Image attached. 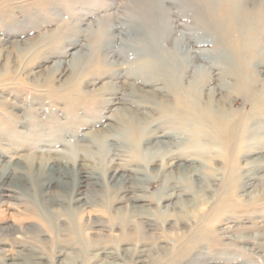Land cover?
<instances>
[{"label":"rangeland","instance_id":"rangeland-1","mask_svg":"<svg viewBox=\"0 0 264 264\" xmlns=\"http://www.w3.org/2000/svg\"><path fill=\"white\" fill-rule=\"evenodd\" d=\"M224 1L228 2L229 0H218V3L216 0L217 5L213 6L214 9L222 10L224 3L220 2ZM55 2L59 3L61 7L59 9L52 8L51 12L59 16L61 20L53 24L54 26L44 27L42 30L28 32L24 29L23 26L27 25L25 24L26 19L20 14L17 15L19 12H16L15 15L11 14V17L17 16L18 22L23 24L22 27L18 26V28L7 32V29H4L6 26L3 24L4 20L0 19V75H5L10 79L7 82L3 81L4 83L0 82V85L3 83L0 86V105L7 102L19 108L12 113L20 116V119L25 116L24 113L27 110L28 112H37L36 119H32V117L22 119L23 124H17L16 127L12 116L0 106V174L6 169H9L10 172L16 163H24L25 156L35 155L36 159L41 156L47 158V163L42 168L39 167L40 162L36 160L32 167L24 166L22 173L15 175L18 177L17 179H6L4 182L1 180L3 183L0 181V264H112L114 262L117 264H264V202L259 200L264 196V172H257L261 176L259 177L247 169L251 167H248L250 161H255L261 156L264 157V135L258 136L256 134L257 128H252L254 140L248 141V145H245L248 147V152L252 148L257 149V151L249 155L247 158L249 162H243L244 165L242 166H245L247 170L238 171L241 175L249 177L252 174L248 180L252 179L250 182L254 188L252 186L243 191H234L231 188L230 208L221 214L219 212L217 214L213 210L211 212L210 205L206 203H213L215 198L208 194L201 199L202 203L196 209L192 208L189 211L188 221L178 224L174 210L171 209L169 212L165 207L166 204L163 206L162 212L169 216L167 219L165 217L160 219L158 217L160 212L154 203H157L156 200L166 186L165 178L178 179L181 176L179 173H174L172 168L175 164H182L183 161L175 160L173 162L169 157L163 156L165 153L170 155L182 153V150L173 148L171 150L152 151L150 150L151 146H143L142 143L136 147L138 143L136 144L135 135L126 129H117L109 134L106 133L104 136H107V139L102 142L100 134L95 131H101L114 125L119 115H123L121 112L123 106L120 107V105L113 106L110 111L101 113L104 117L101 126L84 130L82 128L75 129L73 126L61 128L60 123H67L68 113L63 110L65 108L63 106L53 110L52 108H45L47 110L45 112L41 110L38 102L32 99L34 97L27 93L31 91V94H35L39 91L38 94L45 95L46 92L43 89L37 88L38 90H36V87L34 89L33 86H28L32 81L34 83L49 75L55 64H61L60 62H62V68L66 63L71 69L69 72L66 70L61 77H58L60 83L57 86L71 77L72 74H74L72 77H76L75 83H79L84 74L97 75L100 73V68L95 67L93 69L91 67L96 60L97 62L106 60L109 64H113L112 66L116 68L117 72H124L128 66L126 61L117 58L114 54L96 56L92 58L95 59L93 64L92 60L86 59L88 53L92 51V45H89L87 39L91 38L92 33L100 34L104 30L115 31L124 26L126 21L136 20L143 23L141 16L145 15L144 11L139 9L137 12L132 9L139 4L155 6L158 11L155 14L152 13L153 16L155 15L154 19L162 16V22L165 20V24L162 22L160 24L169 31V44H172V47L169 48L170 51L181 49L184 52L196 53L201 56L214 53L207 45L211 46L213 41L216 42L218 35L216 26L213 24L212 13L207 9V0H117L116 3L113 0H78L79 4L76 5V8H73L75 5L71 0H63V2L55 0ZM248 2V5L251 6L249 8L254 9L258 1L250 0ZM107 5H112V8L104 9ZM225 6H223L225 10L222 11H226L227 7L225 8ZM70 9L72 10L69 11ZM67 12L70 15L73 12L81 15L85 19V23L75 21L69 15L66 16ZM221 13L219 12L217 16H220ZM174 14L175 16L180 14L178 20L180 23L178 22L177 25L171 17ZM63 19L75 26L79 32L81 31L79 40L82 41V46H85V49L82 51L81 47L71 49L65 48L66 45L62 47L57 46V44L56 47L52 45L51 52L58 48V53H64L63 57L54 58L48 53L50 47H45L44 43H41L40 37L48 31H55V37H60L63 29L66 30L63 28ZM88 30L90 32L86 33ZM187 39L197 42L200 47L194 46L193 48L189 44L187 45ZM113 42V45L120 46L123 40H118L117 44ZM165 45L168 44L165 43ZM186 57L187 55L181 56V59H186ZM43 59L48 62L42 61ZM32 62L34 64L31 65ZM19 79L29 82V85L21 86L18 82ZM111 82L112 80L109 78L95 80L85 90L99 92ZM125 82L129 83L128 81ZM147 90L150 91L152 88ZM15 95L18 96L15 97ZM107 98L111 97L108 96ZM143 112H145V116L138 121L139 129H137V133L141 134L142 137L145 135L144 138H147V135L153 136L155 134L160 137V140H166L161 137L170 133L176 138H183L180 136V132L174 130L157 131L154 127V119L149 118L148 111L146 109L138 111L139 114ZM75 116L77 115L74 113L72 118ZM52 117L55 118L56 124L49 127L48 123L50 122L48 120ZM77 117L80 119L79 122L91 120L90 117H83V115ZM126 118L130 119L129 116ZM32 126H42V130L41 128L35 130ZM186 134L185 136H189V134L193 136L194 133ZM194 136L196 135L194 134ZM86 137L87 141L81 143V140ZM190 149L184 150L185 157L183 159L197 160L198 163L196 161L195 166L199 164L210 165L207 159L201 157L207 153L218 161H222L224 158V162H227L230 159L226 154L227 152L220 147L210 149L205 146H198ZM151 156L156 157V159L151 160ZM54 161L59 166L93 167L97 175L101 177L99 184L102 186H96L93 180L81 184L75 198L76 200L86 198L82 202L70 203L68 199L64 202H50L46 199L48 193L57 195L63 190V195L67 196L64 191L72 192L75 184L74 176H71L66 180V185L55 183L50 192L41 191L39 186L42 177ZM142 169L148 175L149 182H145L148 191L147 193L138 192L136 196L145 197L153 204L150 205L149 202L133 203L130 200L116 204L115 196L119 192V187L114 186V184L107 185L103 178L109 175L117 177L123 175V172L126 175H132L134 173H130L131 171L142 172ZM254 175L256 177L252 178ZM223 178V173L220 172L215 178V185L221 184ZM134 183L127 184L126 187H132ZM226 190V188H221L218 191L221 200H226V196L229 195V190ZM126 195L128 198L133 197L132 193ZM190 199L192 198L188 195L183 197V200L188 201ZM136 205L145 206L144 212L140 211L137 214L138 218L129 217V212L133 210L131 208ZM203 216L212 218L211 224L200 225L202 221L199 219L200 222L197 221V218ZM141 220H143L144 225ZM160 225L163 227L159 228ZM206 229L212 230L213 233L211 231L200 236V232L204 234L203 230ZM258 237L263 238L258 239ZM245 238L247 241L241 242V239Z\"/></svg>","mask_w":264,"mask_h":264},{"label":"bare ground","instance_id":"bare-ground-1","mask_svg":"<svg viewBox=\"0 0 264 264\" xmlns=\"http://www.w3.org/2000/svg\"><path fill=\"white\" fill-rule=\"evenodd\" d=\"M61 1L63 2V0ZM113 1L115 3L117 2V0ZM248 1L250 0H229L228 2H220L226 5L225 8L227 7L226 11H222L225 10L223 7L224 5L222 6V10H215V7H213L217 5L218 0L217 3H215L216 0H207V9L212 13L214 19L213 24L216 26L218 35V40H216V42L213 41L211 46L207 45L214 51V53L209 55L201 56L196 53L191 54L181 49L170 51L169 48L172 47V44H169V31L167 28L164 29L160 24V22H162V16L154 19L155 15L153 16L152 13L155 14L158 11L155 6L139 4L132 9L137 12H139V9L140 11H144L146 16H141L144 21L143 23L136 20L126 21L124 26L117 28L115 31L103 29L105 32L103 31L100 34L92 33L91 38L87 39L89 45H92V51L88 53L86 59L92 60L93 64L95 59L93 60L92 58L96 56L101 57L104 54H114L117 58L126 61L128 66L124 69V72H117L116 68L112 66L113 64H109L106 60L98 62L96 60L95 64L91 65V67L93 69L95 67L100 68V73L97 75L84 74L79 83H75L76 77H72V75H74L72 74L71 77L57 86V84L60 83L58 77H61L66 70L69 72V69H71L66 63L62 68V62H60L61 64L56 63L53 71L49 70L50 74L44 76L41 80L35 81L34 83L32 81L30 85L29 82L25 80L19 79L18 82L21 86L29 85L28 87L33 86L34 89L36 87V90L39 88L46 92L45 95H40L38 94L39 91L35 94H31V91H25L34 97L32 99L38 102L41 110L46 112L47 110L45 108H52V110L61 106L65 108L63 110L67 111L68 116L70 114L71 119L70 116H67L68 124L66 122L65 124L60 123L61 128L73 126L75 129L82 128L84 130L101 126L104 119L101 113L103 111H110L113 106L120 105V107L123 106V109H121L123 115H119L114 125L103 129L104 131H95L97 134H100L102 142L104 139H107V136H104L106 133L109 134L117 129H126L132 131L130 133L135 135L136 144L138 143L137 146L134 144L136 147H139L142 143L141 145L143 146H151L150 150L152 151L159 149L171 150L173 148L182 150V153H174V155L165 153L163 156L165 158L169 157L173 162L175 160H182L183 163L175 164L174 168H172L174 169V173H179L181 175L180 178H165L164 182H166V186L156 200L157 203H154L158 212H160L158 213L160 219L164 217L167 219L169 216L162 212V208L166 204L165 207L169 212L171 209L174 210L175 218L178 221L177 223H185V221L189 219V211L192 208L196 209V207L202 203L201 199L208 194H211L215 198L213 203H206L210 205L211 212L213 210L217 214L218 212L221 214L230 208L231 188L234 191H243L250 188L253 184L250 182L252 179L248 180V178L255 173L258 175L259 173L257 172L259 171L264 172V157L261 156V158L254 159L255 161H250L249 165L247 164L248 167L251 166L247 168L248 171L252 173L250 177L238 173L239 170L246 169L245 166H242L244 165L243 162L248 161L249 159L247 160V158H249V155L257 151V149L252 148L248 152V147L245 146L248 145V141L254 140L255 138L252 128L255 127L258 129L256 133L258 136L264 135V77H262L264 76V0H257L258 2L254 9L249 8L250 5H248ZM71 2L75 5L73 8H76V5L79 4L78 0H71ZM192 3L194 4V2ZM62 5L64 6V4ZM111 6L107 5L104 9H111ZM60 7V4L55 2V0H0V19L4 20L3 24H6L4 29H7V32L16 27L18 28V26L22 27L21 25L23 24L18 22L19 19L17 16L11 17V14L15 15L16 12H19L17 15L20 14L26 19L25 24L27 25L23 26L24 29L28 32L42 30V28L52 26L58 23L57 21L61 20L59 16L51 12L52 8L59 9ZM17 9L18 11H16ZM2 10L5 11L2 12ZM71 10L72 9L69 11ZM240 10H242V13ZM68 12L65 14L66 16L69 15L70 18L75 21L84 22L85 19H83L81 15L75 14L74 12L70 15ZM219 12L222 13L220 16H217ZM179 15L180 14L175 16L174 14L171 16L175 20L174 22H176V25L178 22L180 23V21H178ZM164 21L162 22L163 24H165ZM62 22H64L63 28H66V30L63 29V33L60 37H55V31H48L44 36L40 37L41 43H44L45 47H50L48 53L54 58L63 57L64 53H58V48L51 52L52 45L55 46L57 44V46L60 45L61 47L66 45L65 48L71 49L81 47L82 51L85 49V46H82V41L79 40L81 31L79 32L75 26H72L65 19H63ZM90 31L88 30L86 33ZM120 39L123 40L120 46L112 44L113 41V43L117 44V41ZM187 42V45L189 44V46L193 48L194 46L200 47L197 42H193L189 39H187ZM165 43L168 44V48ZM185 55H187L186 59L182 60L181 56L185 57ZM42 61L46 62L47 60L43 59ZM32 64L34 63L32 62L31 65ZM104 78H109L112 82L106 85L101 91L94 92L85 90L93 81L102 80ZM9 80L10 79L5 75H0V82H7ZM157 86L159 88L155 89ZM149 88H152V90H147ZM17 96L18 95H15V97ZM108 96L113 99L107 98ZM0 106L2 107L1 109L8 111L9 115L12 116L16 127L17 124H23V120L26 118L29 119L32 117V119H36L37 117V112H28L24 107L27 111L24 113L25 116L23 115L24 117L22 120L20 116L12 113L13 111L19 110V108L13 106V104L3 102ZM127 106H129V109ZM30 109L32 110L31 107ZM141 109H146L149 118L154 119V127L157 131L174 130L178 133L180 132V136L183 138H176L170 133L164 134V136L161 137L166 140H160V137L155 134H153V136L147 135V138H144L145 135L142 137L141 134L137 133V129H139L138 121L145 116V112L141 114L138 113ZM74 113L77 116L83 115V117H90L91 120L79 122L80 119L77 116L72 118ZM126 116H129L130 119H127ZM53 117L50 119L48 118L49 120L47 119L48 122H50L48 123L49 127L56 124L55 118ZM44 121L46 123V120ZM76 125L79 127L77 128ZM32 127L35 130L38 128L42 130V126ZM43 129L45 128L43 127ZM189 132H193L196 136H194V134L193 136L190 134L189 136H185V134ZM86 141L87 137L81 140V143H85ZM198 146H205L210 149L216 147L223 148L230 159H228L227 162H224V158H222V161H218L215 157L207 153L201 157L202 159H207L210 165L199 164L197 166H195L197 160L191 159L192 161H190L189 159L188 161L187 159H183L185 157L184 150L186 151ZM151 158V160L156 159L154 156H151ZM24 160V163H16L11 168L10 172L9 169L2 172L0 174V181L2 180L4 182L6 179H17L18 177L15 175L22 173L21 171H23L22 169L26 165L32 167L36 160L40 162L39 167L41 168L47 163V158L41 156L39 159H36L35 155L25 156ZM82 168L84 169L82 170ZM235 171L237 172L234 173ZM220 172L223 173L224 178L221 184L215 185V178ZM130 173L134 174L126 175L123 172V175H118L117 177L109 175L103 178L107 185L110 186L114 184V186L119 187L118 194L115 193L117 194V196H115L117 200L115 201L116 204L123 201V203H125V201L130 200L133 203L149 202L150 205H152L153 203L151 204V201L145 197L136 196L138 192L147 193L148 191L145 183L148 181L147 173L144 172L143 169L142 172L131 171ZM71 176H74L75 180L72 192L67 191V193L64 191V193L67 194V196H64L63 190H59L61 193L57 195L48 193L46 195L47 198H45L50 202L56 203L64 202L66 199H68L70 203H78L82 202V200H86V198L78 200L75 198L81 184H86L88 181L93 180L96 186H102L99 184L101 177L97 175L93 167L85 168L81 167V165L78 168L74 165L59 166L56 161L46 170L45 175L42 177L41 185L38 186L41 191L50 192L55 183L66 185V180L71 178ZM254 177L256 176H252V178ZM2 181L1 183H3ZM131 181L135 182L134 185L127 188V184L132 183ZM221 188H226L230 192L229 195L226 196V200H221L219 198L218 191H220ZM127 193H132L133 197L128 198L126 195ZM187 195L192 199L188 201L183 200V197ZM175 200L176 203H174ZM259 200H263L264 202V196ZM144 207L143 205L133 206L131 208V210H133L128 214L129 217L135 216L138 218L139 216L137 214L145 210ZM198 219L202 221L200 224L202 226L211 224L212 222V218L210 219L207 216L197 218V221H199ZM111 220L113 222L112 218ZM141 221L143 224V220ZM148 224H146V226H148ZM160 227L163 226L160 225L159 228ZM129 231H131L130 228ZM203 231L204 234L200 232V236H204L212 230L206 229ZM211 233H213V231ZM259 238L263 237H258V239ZM241 240V242H246L247 238ZM112 264L117 263L114 262Z\"/></svg>","mask_w":264,"mask_h":264}]
</instances>
